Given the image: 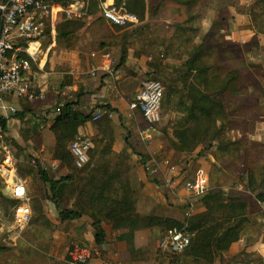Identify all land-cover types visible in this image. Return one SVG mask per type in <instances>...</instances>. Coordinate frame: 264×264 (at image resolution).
<instances>
[{"label": "trees", "instance_id": "1", "mask_svg": "<svg viewBox=\"0 0 264 264\" xmlns=\"http://www.w3.org/2000/svg\"><path fill=\"white\" fill-rule=\"evenodd\" d=\"M9 1L0 0V5L7 4ZM70 1L72 0L59 2L63 6H68ZM160 1H172L178 6L187 8L188 12L190 11L186 26H178L179 33L181 32L183 35L193 32V28L188 26L196 19L193 10L199 4L202 7L209 0ZM114 2L119 9L135 14L141 24L151 16L152 5L149 0H114ZM100 4L101 0H89L87 13L81 18H68L64 14H59L58 38L71 37L91 21L111 24L101 15L98 16L101 11ZM255 6L261 8L264 14V0H257ZM111 26V28L109 27L111 30L123 31L126 41L133 35V28H121L113 24ZM250 27L256 31L257 37L259 33L257 27ZM220 29L223 33V27ZM213 32L214 26L212 30L208 31L200 45L192 47L181 68L182 74L178 81L181 87H169L167 93H164V98H166L165 106L175 103V108L181 114L173 126L172 135L168 138V148L174 150L178 155L187 156L194 153L201 145L205 147L208 145L212 149L216 144L213 152L215 159L213 167L221 168L218 162H223L225 157L234 159L235 153L241 154L243 146L241 140L233 141L225 136V124L231 123L232 129L238 130L240 134L255 131L256 124L260 120L255 117L256 106L258 107L259 103L256 97L264 98V83L256 77H246L238 72L228 71L223 74L222 70L228 68V62L232 55L234 56L237 48L225 49L224 45L226 43L229 45L226 35L219 37ZM47 33L49 34L48 29ZM261 35L256 38L258 45ZM220 39L225 41L224 45L220 43ZM20 45L26 48L29 44L21 42ZM129 48V45L121 48L119 67L126 65ZM215 52H217L219 60L211 62ZM140 53L146 55L143 52ZM18 57L27 58L25 54H20ZM150 58L151 62L148 65L155 70L154 74L152 73L155 75L161 68V62L155 56ZM248 84L251 86L248 87ZM250 91L251 94H249ZM77 105L76 102H66L60 107L59 114L51 125V131L56 138V145L52 150L53 158L60 161L71 173L59 180H54L39 163L37 169L39 179L49 189L44 194L38 191V194L35 195L36 200L47 199L52 202L58 210L59 220L62 223L79 220L83 216L91 219L95 230V246L97 247H102L108 241L104 228L106 224L114 231H125L122 234L124 240H131L136 232L150 230L158 245L169 232L177 230L191 237L190 245L182 253L167 251L174 256H180L179 261L182 264H217L224 260L231 247L243 238L251 225L250 211L253 209L250 202L244 200L241 194H227L219 187H211L205 195L195 199V202L201 203L204 211L199 214L193 213L185 222L156 215L140 214L137 210L139 194L131 186L128 158L124 155L116 156L113 151L115 135L109 114L115 113V110L110 106L99 107L104 114L99 121H94L95 135L92 139L94 146L90 152L89 164L82 170L76 168L74 157L70 152V144L79 137V128L93 121L94 113L84 115L77 110ZM16 117L19 118L22 115L18 113ZM248 121L250 127H247L246 131L243 127L247 125ZM0 125L7 133L6 118L0 116ZM12 142L17 149L22 148L14 140ZM115 157L120 158L121 161L115 162ZM170 161L175 164L172 160ZM31 174L30 172L26 175L31 176ZM193 178L194 176L192 180ZM247 178L246 189L254 196V205L258 202L264 204V168H250ZM69 182L77 184L78 198L82 207L81 213L64 210L60 207L58 190L61 185ZM43 195L45 198H41ZM0 196L4 200L3 194ZM1 197L0 206L4 214H7ZM8 201L12 200L8 199ZM30 202L32 207L31 198ZM16 204L15 201H12L13 208ZM39 208L44 217L43 206L39 205ZM32 212L33 215L36 213L33 211V207ZM2 251L4 248L0 247V252L3 253Z\"/></svg>", "mask_w": 264, "mask_h": 264}, {"label": "crops", "instance_id": "2", "mask_svg": "<svg viewBox=\"0 0 264 264\" xmlns=\"http://www.w3.org/2000/svg\"><path fill=\"white\" fill-rule=\"evenodd\" d=\"M57 5L59 8H65L59 1ZM235 14L239 22L243 21L242 15ZM58 16L45 21V35L41 40V52L37 63L33 65L38 77L37 87L42 98L36 101L20 100L13 97L4 100L6 106L16 109L17 114L22 115L18 118L17 114L0 113V116L6 118L8 122L7 135L23 147L22 143L26 139L22 134V129L31 127L40 136L41 149L40 155H37L40 164L54 180H59L71 172L60 161L55 160L52 154L56 138L51 131V125L56 118L58 108L66 102H76L79 112L90 115L100 106L108 105L115 110V117L112 119L115 135L113 151L116 156L124 155L128 158L131 186L139 194L138 212L143 215H156L185 222L188 219L185 214L186 205L190 200L185 189V182L188 178L193 177L196 168L208 171L209 165L215 163L213 155L206 151L202 152L205 148L202 145L187 156L178 155L174 150L168 148L167 142L160 132H157L156 142L153 145L144 143L140 138V132L146 123L141 113L135 112L134 118L131 120H125L124 115L129 112V105L135 94L142 88L147 78L154 74L155 70L148 65L151 58L142 55L137 47H130L126 65L118 66L116 75L110 76L102 71L101 67L106 59H110L113 63H119L120 56H118L119 52L114 49L115 57L113 58V53H108L106 50L108 47L103 46L105 40L100 34L101 26H85L71 37L59 39ZM96 27H100L98 31H96ZM103 27L111 28L112 26ZM249 27L240 24L239 26H227L226 41L237 45L248 44L254 36L253 29ZM209 29L208 27L207 32ZM46 40L48 42L44 44ZM136 40L137 38L133 36L130 43ZM259 40L261 44L262 41L260 38ZM95 44L100 45L99 50L94 48L99 46ZM95 71L97 72L96 76H93L92 73ZM94 125L95 122L91 121L81 126L79 136L93 139ZM249 135L254 142L264 141V115L257 122L254 133ZM162 154L171 155L170 159L174 158L178 162L176 165L174 164L178 173V184L174 188L165 186L167 178L164 174L157 177L150 175L149 164ZM1 160L0 156V164ZM58 168L59 174L54 171ZM166 172L169 173L168 170ZM32 177L36 184L40 185V193H47L49 188L40 181L37 172H35V176H28L27 179L22 178L27 184L29 197L36 200L35 195L38 194V188L36 187V190L32 185ZM58 199L61 209L82 212L75 182L61 185L58 190ZM6 201L8 199L4 198V203ZM37 202L43 206L47 221L56 228L53 237L65 251L70 245L81 244L104 254L102 258L93 260L89 264H170L169 259L155 248L154 243L156 242L153 239V232L150 230L136 232L131 240H124L122 234L125 231H114L106 224L104 228L108 241L102 247H97L95 246V230L91 219L83 216L79 220L62 223L59 220L58 210L52 202L47 199H37ZM195 205L194 214L204 211L201 203ZM255 207L257 211H250V216L260 223L259 230L251 232L253 229L249 227L250 229H247L243 238L231 247L225 259H234L246 254V256L257 255L264 262V204L258 202ZM5 218L6 214L0 221ZM10 231L12 233L11 241L14 244L18 243L23 234L20 236L14 232L13 218ZM70 249L71 247L68 252Z\"/></svg>", "mask_w": 264, "mask_h": 264}, {"label": "rangeland", "instance_id": "3", "mask_svg": "<svg viewBox=\"0 0 264 264\" xmlns=\"http://www.w3.org/2000/svg\"><path fill=\"white\" fill-rule=\"evenodd\" d=\"M149 1L152 5L151 16L146 22L137 28L132 29V31H134L133 35L127 41L126 37L122 33L123 31L118 32L116 29L111 30L109 27H103L111 26V24L91 21L87 23L86 26H101V28L96 27V31L100 28V34H102V38L105 40L103 46L108 47L106 50L108 53H113V58L115 57V50L119 52L118 56L121 57V48L125 45L135 48L137 47L139 52L145 53L148 57L155 56L158 58L161 62V68L157 73H155V75L148 77L147 80H157L161 82L165 87V93H167L169 87H181V85L179 86L178 81L182 74L181 68L183 66V62L187 60V55L192 47L202 43L208 33V27L210 28L209 30H212V27L214 26L213 34H218L220 37L227 35V26H239V24L241 26H256L258 32L262 34L259 37L262 43H259V45L258 39L256 38L260 34L258 33V36L256 37L257 33L255 30H253L254 36L252 37V40L245 45H237L236 43H228L229 45H227L224 40L220 39V43H223V45L225 44V49L237 48L234 52L235 54L237 53V55L233 53L234 56L232 55L229 60L228 68L222 70V72L223 74L228 71L238 72L246 77H256L264 83V14L261 8H256L255 5L257 0H233V2H231V0H209L205 3V5H202V7H200L199 4V6L193 10V14L196 15V19L188 25L189 28H193V32L185 33L183 35L181 32L179 33L178 26H186L185 24L188 22L190 11L188 12L187 8L178 6L172 1ZM235 13L242 15L243 21L240 20L241 22H239ZM100 15L102 16L101 11L98 16ZM221 27L224 29L223 33L220 29ZM249 28L251 29V27ZM230 33L231 31L229 34ZM133 36H135L137 40L131 41L130 43ZM47 42L48 40H46L44 44ZM94 48L99 50L100 45ZM216 60H219L217 52H215L211 62ZM118 66L119 63H113V68L118 69ZM249 86L251 85L248 84V87ZM249 94H251V91ZM256 99H258L259 103L258 107L256 106L257 113L255 117L259 120L260 117L264 115V98L257 96ZM165 101L166 98H164L162 105V121L157 129L158 133L160 131L164 140L167 142L169 136L172 135L173 126L181 117V114L175 108V103H173V105L169 104L165 106ZM252 103L253 102H251V104ZM249 124L250 123L248 121L247 125H245L243 129L247 131V127H250ZM252 133L247 132L240 134L238 130L232 129L231 123L227 122L224 127V134L229 140L234 141L237 139L243 142L241 154L239 155L238 153H235L234 159L225 157L223 162H218V165L221 166V168H214L213 165L210 164V168L207 173L210 177V188L219 187L227 194H241L244 200L250 202L252 209L257 211L253 201L254 196L246 189L248 184L247 172L252 167L257 169L264 168V141H252L251 136L249 135ZM22 134L26 141L22 143L23 147L21 149L16 148L12 142V137L8 136V140L11 142L15 157L18 161L19 175L22 178L27 179L28 176L26 174L31 172V176H35V172H37L38 165L40 163L37 155H40L41 141L40 136H38V134L35 133L31 127L28 129H22ZM215 146L216 144H214V147L211 149L207 145L205 147L206 149H203L204 151L202 152L206 151L208 154L211 153L213 155ZM239 156L240 158L238 159ZM157 157L158 158H155L154 160L158 163L169 159L176 165V159H170L171 155L162 154L160 157ZM114 161L119 162L121 159L115 157ZM198 169L199 168H196V171ZM54 171L58 174L60 173L59 168ZM32 179V185L35 188L37 187L38 191H40V185L36 184L34 177H32ZM190 181H192V178H188L185 185ZM2 187L3 183L0 180V195L2 194ZM43 197L45 198L44 195L41 198ZM2 201L7 214L6 218L0 221V228H3V230H0V247L4 248V251H2L3 253L0 252V264H70L67 252L72 246L70 245L65 251L63 247L59 245L57 240L53 237L56 228L47 221L46 215L43 217L40 213V204L37 200H32L33 211L36 212L33 215V221L22 235V239L16 243L17 245L11 241L12 233L10 231V226L12 225L13 218L12 201H6L4 203L3 198ZM193 201L195 202L196 200L194 199ZM196 203L198 204L199 202H195V204ZM250 224L251 225L249 227L253 229L251 232L259 230L260 223L258 220L254 219V217L250 219ZM154 245L155 248L161 252V254H164L169 259L170 264H182L181 261H179L180 256H174L168 251H163L161 247H159L161 244L158 245L157 242L154 243ZM92 249V261L104 256L102 252L98 253L94 248ZM225 263L264 264L263 260H261L257 255L246 256V254L240 255L238 258L234 259H224L219 261L217 264Z\"/></svg>", "mask_w": 264, "mask_h": 264}, {"label": "built area", "instance_id": "4", "mask_svg": "<svg viewBox=\"0 0 264 264\" xmlns=\"http://www.w3.org/2000/svg\"><path fill=\"white\" fill-rule=\"evenodd\" d=\"M58 0H10L7 4L0 5V113L17 114V110L4 104L6 98H17L26 101H36L42 98L37 87L38 77L33 69L41 52V40L45 35V21L60 13L68 18H81L87 13L89 0H74L59 8ZM102 17L109 23L121 28H137L141 25L140 19L132 13L119 9L114 0H101ZM21 42L28 43L24 48ZM25 54L27 58H19ZM101 70L110 76L116 75L113 62L106 59ZM96 71L92 73L96 76ZM165 89L157 80H146L142 88L135 94L129 105V112L124 118L131 120L135 112L141 113L146 125L140 132L141 140L147 145L156 142L158 126L162 121V105ZM58 108L56 116L59 114ZM104 112L97 108L93 114V121H99ZM114 113L109 114L113 119ZM93 143L90 138L78 137L70 144V152L74 157L77 169L82 170L90 162V152ZM0 179L3 183L1 193L17 204L13 208V230L22 235L32 222V207L28 195L27 184L19 175L17 159L8 135L0 125ZM35 163V161H34ZM151 168V169H150ZM169 171L167 173L166 171ZM149 171L153 177L164 174L167 178L165 186L174 188L178 184V175L171 161L165 160L158 163L156 160L149 164ZM163 175V176H164ZM209 176L207 170L200 168L195 172L192 181L186 184L189 194L186 217L189 218L195 211L193 201L205 195L209 190ZM4 211L0 206V220ZM191 237L183 232L173 230L161 242V248L174 253L184 252L190 245ZM70 264H89L93 259V249L87 245L75 244L68 252Z\"/></svg>", "mask_w": 264, "mask_h": 264}]
</instances>
